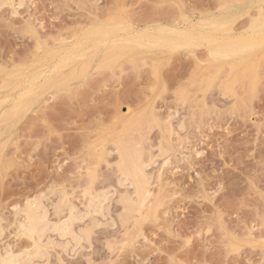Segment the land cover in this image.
Here are the masks:
<instances>
[{"label": "rangeland", "instance_id": "1", "mask_svg": "<svg viewBox=\"0 0 264 264\" xmlns=\"http://www.w3.org/2000/svg\"><path fill=\"white\" fill-rule=\"evenodd\" d=\"M0 86L2 230L90 185L117 218L128 137L156 161L144 218L61 259L264 264V0H0Z\"/></svg>", "mask_w": 264, "mask_h": 264}, {"label": "bare ground", "instance_id": "2", "mask_svg": "<svg viewBox=\"0 0 264 264\" xmlns=\"http://www.w3.org/2000/svg\"><path fill=\"white\" fill-rule=\"evenodd\" d=\"M130 42L128 41V43H130ZM81 50L82 49H80V51ZM80 51L79 52L77 51V52L81 55ZM82 53H84V51H82ZM19 103H21V102H19ZM14 104H16V102H14ZM127 110H128V106H127L126 111ZM8 118H7V120H8ZM182 124H180L181 127H182ZM141 133L142 132H140V134ZM130 139L128 137H123V138L117 140L115 143V146H113L115 148H112L114 150V152L116 153L115 167H116V171H117L116 173L118 175V184L121 187L123 186L126 188L124 191L120 192L118 198L116 197L118 202L122 205V207H121L122 209L120 212H118L117 218H115L116 215L115 216L110 215V211L108 210V208H111V207H108V205H109L108 201L113 198V197L111 198V195L108 197L110 191L109 192H106L108 190L102 191L101 187L98 190H94L93 188H91V185H90V187L86 188V190H87L86 195L87 194L89 195V199H88V204L86 205L85 211H83V212H80V209H76L77 206L73 205V203L66 196V193H64L63 191L61 192V194H59L60 192L58 193L59 194L58 197H57V195L55 196V197H57V200L54 199L55 201L52 200V203H50L52 211H51V208H49V206H48L49 204L46 205L42 201L41 198L43 196L41 198L36 197L35 199L32 200V202L29 201L30 203L28 202L27 205L23 208V210L20 211L23 214H22L21 220L18 221V231L20 233H23L24 227H21V226L26 225V223L30 224L31 229L34 231L35 238L37 240H39L41 234H43L48 239L55 241L57 244H61L62 250L66 251V253H67L70 250H72L74 252V250L77 249V247L80 245H81V247H83L84 246V245L82 246V244H84L83 242H85V241L88 242L87 232L89 230H93V232H95L96 228L102 224H105V222L106 223L108 222L107 224L108 225L110 224L112 227L113 226L118 227V226H115V224H118V223L121 224L123 227H126V226L128 227V225L131 224L132 222H133V224H137V222L140 221V219L143 215V211L146 209V206H147V204H148V202L152 196V192L150 189L151 173H150V171H147V167L151 164H154L156 161H155V156L148 159L146 157L147 155L145 157L148 160H146L144 155H143L144 152H142L143 150L140 151L139 147L136 148L135 143L133 142V140H130ZM143 141H144V139H143ZM168 144H169V142H168ZM147 146H149V145H147ZM158 148H159V150H158L159 154L157 156H160V155L165 156L166 154H168V152H167L168 148L166 149L162 145H159ZM150 150H149V152H150ZM153 153H155V152L153 151ZM165 160H167V158ZM160 174H161V172H160ZM114 194H115V192H114ZM152 203H154V202H152ZM150 205H151V201H150ZM105 208H106V211L104 210ZM148 208H150V206H148ZM106 213L108 215L107 216L108 218H106L107 220L103 222L100 219L101 217H98V215H101L102 218L105 219ZM51 215L53 217H51ZM142 218H144V217H142ZM138 234H139V232H138ZM127 235H129V234H127ZM53 236H56L58 239L56 238L57 239L56 240ZM82 236H83V240H81ZM133 238H135V237H133ZM71 243H72V246L70 247ZM109 243H111V242H109ZM108 245L110 246V248L113 247L110 244H108ZM45 246H47V240L45 241ZM75 251H78V250H75ZM0 257H6V258L11 259L13 257H18V254L15 255L14 252L9 253V252L3 251L0 253ZM25 257H23V259ZM32 258H34V257L29 258V256H28V258L26 257V259H24V260L27 261V260L32 259Z\"/></svg>", "mask_w": 264, "mask_h": 264}, {"label": "snow or ice", "instance_id": "3", "mask_svg": "<svg viewBox=\"0 0 264 264\" xmlns=\"http://www.w3.org/2000/svg\"><path fill=\"white\" fill-rule=\"evenodd\" d=\"M23 7V4L19 5ZM179 115V113H177ZM167 163V160L164 161ZM17 211H19L17 209ZM3 223V221H0ZM10 225L7 230L0 229V242L3 243L4 251L11 252L15 250L18 253V257H13L11 259L6 257H0V264H78L74 260H64L60 257L64 255L60 251L62 245L57 244L55 241L48 239L46 236L41 234L40 239L35 238V233L31 229L30 224L21 226L24 227L23 233L17 232L18 221H8ZM93 230L87 232L88 243H93L91 237L93 236ZM47 240V246H45V241ZM83 240V236L81 237ZM91 250V249H89ZM236 249L234 248V251ZM27 255L29 257H34L25 261L23 257ZM82 264V262H80ZM88 264H92L89 260ZM168 264H181L180 261L175 259V256L170 257Z\"/></svg>", "mask_w": 264, "mask_h": 264}]
</instances>
